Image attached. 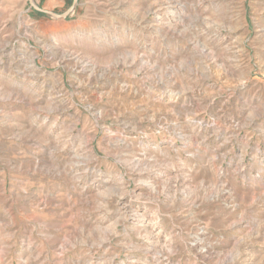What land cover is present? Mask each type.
I'll use <instances>...</instances> for the list:
<instances>
[{
  "label": "rangeland",
  "instance_id": "rangeland-1",
  "mask_svg": "<svg viewBox=\"0 0 264 264\" xmlns=\"http://www.w3.org/2000/svg\"><path fill=\"white\" fill-rule=\"evenodd\" d=\"M0 264H264V0H0Z\"/></svg>",
  "mask_w": 264,
  "mask_h": 264
},
{
  "label": "water",
  "instance_id": "water-1",
  "mask_svg": "<svg viewBox=\"0 0 264 264\" xmlns=\"http://www.w3.org/2000/svg\"><path fill=\"white\" fill-rule=\"evenodd\" d=\"M30 1V5L37 11L41 12V13H45L47 15H50L52 17H55V18H61V19H64V18H67V16L70 14V12L72 11V9L74 8L76 2L78 0H73L72 2V5L69 7V9H67L64 13L62 14H58V13H55L53 11H50V10H46V9H43V8H40L34 0H29Z\"/></svg>",
  "mask_w": 264,
  "mask_h": 264
}]
</instances>
